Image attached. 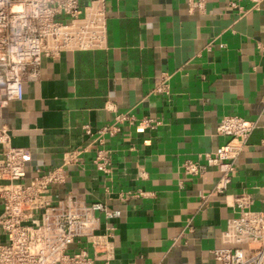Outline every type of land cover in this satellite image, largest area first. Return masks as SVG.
I'll return each instance as SVG.
<instances>
[{
    "label": "crops",
    "instance_id": "obj_1",
    "mask_svg": "<svg viewBox=\"0 0 264 264\" xmlns=\"http://www.w3.org/2000/svg\"><path fill=\"white\" fill-rule=\"evenodd\" d=\"M104 14L103 48L43 57L37 79L23 82V98L3 110L12 145L30 153L26 180L82 149L51 196L71 191L121 210L106 222L115 227L111 264H219L212 250L227 245L221 235L238 213L234 196L264 210L263 128L248 137L224 192L214 190L220 171L204 157L226 140L217 133L225 115L264 121V0L257 7L105 0ZM161 85L167 93L156 91ZM119 112L137 120L106 137L112 172L105 174L83 125L97 129ZM144 116L159 121L156 128L138 129ZM186 159L204 170L185 173ZM138 188L151 194L120 199Z\"/></svg>",
    "mask_w": 264,
    "mask_h": 264
},
{
    "label": "built area",
    "instance_id": "obj_2",
    "mask_svg": "<svg viewBox=\"0 0 264 264\" xmlns=\"http://www.w3.org/2000/svg\"><path fill=\"white\" fill-rule=\"evenodd\" d=\"M202 6L204 0H187ZM257 7L261 0H250ZM105 0H0V264H111L115 227L121 210L102 201H87L71 191L52 198L54 185L64 184L67 166L81 161L82 149H69L60 165L36 169L29 180L27 148L11 143L9 128L2 122L8 103L23 98V82L36 80L43 57H56L69 50H93L105 46L107 27ZM237 6V0H229ZM166 92L165 85L156 89ZM136 121L133 113L119 112L110 123L92 129L83 125L93 147L97 170L110 174L112 158L106 137L122 131L123 123ZM159 121L144 116L138 129H154ZM264 121L225 115L217 133L226 137L212 153H205L208 165L220 175L214 190L224 192L231 180L236 159L251 133ZM198 161L186 159L185 173L204 170ZM138 188L119 194L120 199L147 197ZM205 198V197H203ZM237 215L222 231L226 246L212 250L219 264H264V210L250 207L246 194L235 195Z\"/></svg>",
    "mask_w": 264,
    "mask_h": 264
}]
</instances>
